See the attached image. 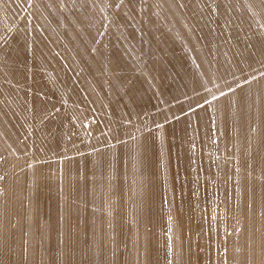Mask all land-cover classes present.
I'll use <instances>...</instances> for the list:
<instances>
[{
	"label": "rangeland",
	"instance_id": "obj_1",
	"mask_svg": "<svg viewBox=\"0 0 264 264\" xmlns=\"http://www.w3.org/2000/svg\"><path fill=\"white\" fill-rule=\"evenodd\" d=\"M158 259L264 264V0H0V264Z\"/></svg>",
	"mask_w": 264,
	"mask_h": 264
},
{
	"label": "bare ground",
	"instance_id": "obj_2",
	"mask_svg": "<svg viewBox=\"0 0 264 264\" xmlns=\"http://www.w3.org/2000/svg\"><path fill=\"white\" fill-rule=\"evenodd\" d=\"M188 219H189V218H188ZM188 219H187V220H188ZM189 222H190V221L188 220V221L186 222V224L189 225ZM184 224H185V223H184ZM186 224H185V225H186ZM176 228H177V227H176ZM178 228H179V227H178ZM182 228H183V226H182ZM171 229H172V228L168 229L167 232H165V234H164L162 237L159 238V239H160V242L163 241V239L166 237L167 233H168ZM159 239H158V241H159ZM178 247H181V246L178 245ZM175 248H176V246H175ZM181 250H182V249H181ZM197 251H198V250H197ZM218 251H219V250H218ZM215 254H216V253H215ZM158 260H159V259H158ZM160 261H161V260H159V264L161 263ZM157 263H158V262H157Z\"/></svg>",
	"mask_w": 264,
	"mask_h": 264
}]
</instances>
